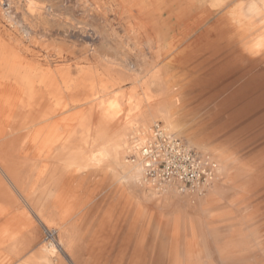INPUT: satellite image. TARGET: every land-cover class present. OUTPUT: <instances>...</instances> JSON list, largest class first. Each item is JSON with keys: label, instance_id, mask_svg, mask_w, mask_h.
<instances>
[{"label": "bare ground", "instance_id": "obj_1", "mask_svg": "<svg viewBox=\"0 0 264 264\" xmlns=\"http://www.w3.org/2000/svg\"><path fill=\"white\" fill-rule=\"evenodd\" d=\"M0 4L9 25L21 29L27 40L50 19L86 40L85 64L78 65L81 78L75 80L65 74L67 68L58 69L59 79L53 72H41L12 47L13 39L0 42V85L7 89L0 93V141L16 136L0 143V264H68L64 254L73 264H84L74 234L78 224L70 220L69 185L104 170L128 186L134 219L141 220L124 228L149 230L153 244H163L149 251V264H264V216L250 212L253 202L247 198L254 178L264 186V0H0ZM69 10L80 17L72 18V13L66 18ZM99 20L101 29L95 25ZM127 56L138 60L131 62ZM57 57L65 60L62 51ZM232 62L239 68H232ZM209 73L216 74L208 78ZM243 76L244 86L233 87ZM81 87H91L90 94L75 99L73 91ZM107 87H144L145 94L139 97L133 88L125 104L124 91L116 92V102L106 108L105 100L99 96L98 101L96 95H106ZM181 87H187L186 93ZM187 99L207 109L209 119L202 132L218 145L213 150L220 162L217 181L207 188L205 198L188 196L195 213L173 214L154 227L155 223L142 221L144 201L161 203L158 198L163 195V204L170 207L179 193L174 187L161 191L149 185L143 198L135 188L130 190L148 184L141 166L126 158L133 143L129 145L126 132L135 125L134 130L147 128L154 120H161L168 132L176 130L183 115L179 104ZM95 101L98 123L89 127L92 111L84 115L73 112V107ZM123 111L131 122L111 132V121ZM57 117L61 119L55 121ZM70 120L77 124L67 132ZM227 130L233 133L226 134ZM255 133L262 141L258 151L252 144ZM257 153L261 163L252 168ZM228 180L233 185L225 189ZM228 191L232 197L225 196ZM34 218L46 230L39 245Z\"/></svg>", "mask_w": 264, "mask_h": 264}, {"label": "rangeland", "instance_id": "obj_2", "mask_svg": "<svg viewBox=\"0 0 264 264\" xmlns=\"http://www.w3.org/2000/svg\"><path fill=\"white\" fill-rule=\"evenodd\" d=\"M69 6L71 7L72 5ZM72 13L74 15V17L72 18L76 19L77 17H80L79 16L80 14L76 12L74 13L72 10H69V13L68 12L65 13L66 18L68 17L71 19L70 14ZM108 15L109 18L112 20L113 13L109 12ZM95 25L98 26L99 29H101L103 26L102 21L100 20L97 21ZM9 39H13L15 43L19 45L18 46L17 44L12 42L13 40H11L12 42L11 45L14 49H18L20 53L24 55L28 61L41 67L40 68L41 72L43 73L47 71L51 73L53 72V74L59 79L61 73L57 72L58 69L67 68L68 71H66L65 74H67L70 78L74 80L81 78V74H80L81 68H79L80 66L78 65L85 64L86 40L85 38H83V35L77 34L73 28L67 27L63 22L57 19H50L48 22L37 26V29L35 30V33L32 35L31 39L27 40L23 37L21 29L16 30L15 28L9 25L4 10L0 4V42L8 43L7 41H9ZM97 46L100 48V44L97 43ZM60 51H62L65 57L64 61L58 60L57 55ZM101 52H104L103 49H101ZM112 54L114 56V52H112ZM127 57L131 62H136L138 60L135 56H127ZM91 79L93 80L94 78L90 77V80ZM95 79H97L96 82L99 80L98 74H95ZM4 87L6 86L0 85L1 94H4L5 91L7 90ZM208 87H211V85H208ZM90 88L91 87H81L77 92L73 91L74 98L77 99V98H84V96L85 97L89 96ZM107 88L108 89L105 93L106 94L105 96L103 93L96 95L98 101H99L98 98L99 96H101V100H105L106 108H109L113 102L114 103L116 102L115 98H113L114 97L113 95L116 92L124 91V93L126 94V97L124 99L125 104H128L129 97L133 88L134 89L136 88L134 92L137 96L143 97L145 94L144 87H107ZM186 88L187 87H181L180 91L182 93H186L185 92L187 91ZM42 90L45 89L42 88ZM152 91H153L152 93L156 92L155 89H153ZM46 102L53 103V100L48 99L46 100ZM96 104H98L97 101H95L94 104H90L87 102L79 106H74L73 112L82 111L83 114L85 115V113L92 111L91 113L92 117L91 120L88 122L89 123L88 126L95 127L96 124L98 123L97 122L98 116L95 114L96 111H98V109H94L92 107H95ZM179 108H181L183 112V115L179 117L180 124L178 123V128L176 130L169 133L174 134L189 147L209 155L219 167L220 166L219 159L214 154L215 153L214 147H217L218 145L216 146V144H211L208 140H206L205 134L202 132L204 129V124L209 119V116H207L206 114L207 109L204 108V106H199V104L196 103V100H189V99H187V101L183 103V105L179 104ZM258 110L259 109H256V111ZM60 119H61L60 117H57L54 120L58 121ZM258 119H259L258 116L255 117V120ZM0 121H2V117H0ZM127 122H131V117H128L125 111H123L111 121V129H112L111 132H114L115 130H121ZM76 124L77 121H75V123L73 122V120L68 121L66 124L67 132L72 131V129ZM156 124H161L162 126L166 127L161 120H154L147 128H143L142 126H139L134 130V128L136 127L135 125V127L131 131L126 132L129 135V139H128L129 145L134 141V139H139L136 138L138 137L139 134H142V136L144 137L149 135V132L151 131L152 127ZM237 125L238 124L232 126L235 127ZM195 133L198 135L196 136ZM229 133H233V132L231 130H227L226 134ZM255 136H257V138L255 139L252 138L254 139L252 141V144L253 147L254 146L256 147V149H254L255 147L252 148L255 151H258L260 148L259 145H261L262 141L260 137H258V134H256ZM14 137L16 136L9 135L8 137L1 139L0 143L11 140ZM258 140L259 142H257ZM230 151L233 150L230 149ZM234 156L240 158V156H237L236 153H234ZM126 158L127 160H129V154L128 156H126ZM259 159L260 158L258 157V153H257V155H255L252 160L255 163L253 164L252 168L254 167L258 168V166L261 163ZM242 160L244 161V158ZM249 161L250 160L245 161L248 165V168L250 165L248 163ZM129 163L131 164L130 161ZM238 167H240V165L237 166V168ZM217 176L218 173L216 174V177L213 181L214 183L211 184V186L213 187L217 181ZM114 177L115 176H113V174H111L108 171L105 172L104 170L103 173H99L96 176L90 175V177H86L81 182L80 181L75 182L74 188L71 189V194L69 195V197L71 198L73 197V195H75L76 197L74 196L75 198L74 202H72V204H69L72 211L70 220H73L78 224L76 230H74V234L78 239V246L81 249H83V252L81 251L84 255L82 261L84 264H114L112 260L116 259L115 261H118L121 259V264H149L151 262V259L148 256L150 254L149 251L152 248L160 247L163 244H153V242L151 241V233L149 232V230L145 231L144 229L132 231L133 236L131 239L129 238L130 237L129 232H131L132 229L130 228V226L127 229L124 228L125 224H129V223L131 224V222H133L134 220L136 222L137 221L141 222V220L137 218L134 219L133 210H131V207L129 205L131 200H130V195L128 193V189H129L128 186L127 185L125 186L123 181L119 182L118 181L119 179ZM239 179L240 180L242 179L241 176L239 177ZM255 180L256 179L254 178L253 185L249 183V185L252 186L250 188L251 192H249L247 195L248 196L247 198L253 202V207L250 212L258 217L260 216L263 217L264 216V191H263L264 186H262V183L260 182L258 183ZM245 181L246 180H244L243 182L246 183ZM232 185L233 183L231 184V181L228 180L225 189L231 187ZM149 187H150L149 185L147 186L145 185V187L140 188L135 185L132 186L130 190L131 189L134 190L135 188L137 192L144 198V196L146 194H149L148 192H150ZM165 190H169V188ZM207 194H209V189H207V191H205L202 194L192 193V192L179 193V196H177V200H175L172 203L174 205L171 204L170 207L169 204H163L165 202L163 199V195L159 196L158 198L162 200L161 203L159 202L154 204L155 202L154 203L147 202L145 200L144 201L145 206L143 209L144 216L142 221H144L145 223L154 224L156 221H159V219L167 220L173 214L195 213L196 209L194 208V205H189L187 203L189 202L188 196L196 197L195 198L196 200H200L205 198ZM232 195H233L232 191H228L227 194H225V196L227 197H232ZM20 202L22 203L23 201L20 199ZM23 206H25V204ZM171 207H173V209ZM29 212L31 211L29 210ZM119 215L123 217L122 220L118 219ZM31 216H33V214ZM125 217L126 219H124ZM129 217H131L132 220L128 219ZM34 220H36L40 230V242L38 243L39 245L40 243L42 244L44 242L45 239L44 233L46 232V230L44 226L38 223L36 218H34ZM156 224L157 223L154 224V227L156 226ZM115 230L116 231L121 230L122 233L125 232V238L126 239L128 238L126 244L123 245V249L126 248L129 249L130 247L131 248L134 247V248L129 251L124 250L121 252H114L111 250L110 251L100 250V248L104 249V247L107 248L115 247L114 238L112 237V234ZM152 236L155 237L153 233ZM162 236L164 237V235ZM136 239L137 241L134 242ZM140 239L141 240L145 239V240L141 241ZM130 240H132L131 244L129 243ZM38 245L36 246V248L39 247ZM63 257L65 258L68 264H73V261H71L70 258L66 256V254H64Z\"/></svg>", "mask_w": 264, "mask_h": 264}, {"label": "built area", "instance_id": "obj_3", "mask_svg": "<svg viewBox=\"0 0 264 264\" xmlns=\"http://www.w3.org/2000/svg\"><path fill=\"white\" fill-rule=\"evenodd\" d=\"M129 161L141 166L148 185L161 191L174 187L179 193H204L218 169L209 155L189 147L161 124L133 141Z\"/></svg>", "mask_w": 264, "mask_h": 264}, {"label": "crops", "instance_id": "obj_4", "mask_svg": "<svg viewBox=\"0 0 264 264\" xmlns=\"http://www.w3.org/2000/svg\"><path fill=\"white\" fill-rule=\"evenodd\" d=\"M237 61L239 62H241L242 61V59H240L239 58V60L237 59ZM237 61H234V62H237ZM238 65H239V63H237L236 65L232 62V65H230V66H232V68H236V67H238ZM239 68V67H238ZM216 73H213V74H211V73H209V77L208 78H212V77H214V75H215ZM243 74V73H242ZM238 75V74H237ZM238 77V76H237ZM239 78V77H238ZM247 77L246 76H243V77H241L240 79H239V81H235V83H234V85H233V87H243L244 86V80L246 79ZM208 85H211V84H208ZM105 96V95H104ZM180 98V97H179ZM75 182H78V181H75ZM75 182H72L70 185H69V192H68V200H69V203L71 204L72 202H74V195H73V197H69V195L71 194V189L72 188H74V184H75ZM73 198V199H72ZM122 216L121 215H119V217H118V219H121L122 220ZM124 219H126V217L124 218ZM128 219H132L131 217H129ZM130 231V230H129ZM109 235H111V234H109ZM129 235H130V239L132 238V236H133V234H132V231L131 232H129ZM112 237L114 238V246L115 247H113V248H107V247H104V249H101L100 248V250H104V251H114V252H121V251H124V250H127V251H129V250H131V249H133L134 247H130L129 249H123V245H125L126 244V241H127V239L125 238V232L124 233H122V231L121 230H119V231H114L113 232V234H112ZM130 244L132 243V240H130V242H129ZM116 259H114V260H112L113 262H114V264H121V259L120 260H118V261H115Z\"/></svg>", "mask_w": 264, "mask_h": 264}]
</instances>
